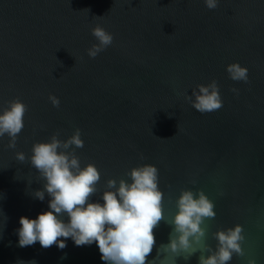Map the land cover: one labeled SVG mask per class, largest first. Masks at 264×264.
<instances>
[{
    "label": "water",
    "instance_id": "obj_1",
    "mask_svg": "<svg viewBox=\"0 0 264 264\" xmlns=\"http://www.w3.org/2000/svg\"><path fill=\"white\" fill-rule=\"evenodd\" d=\"M97 25L113 41L92 58ZM231 63L248 69L247 82L229 78ZM213 80L222 107L201 113L193 91ZM12 100L26 111L16 146L0 137V264H106L95 242L17 243L19 217L35 218L50 199L35 196L45 181L30 162L33 144L77 128L83 147L59 150L98 169L91 201L115 191L108 180L157 168L163 218L145 264H200L217 252L216 234L236 225L241 252L225 264H264V0L214 9L204 0H0V111ZM183 191L202 192L215 215L202 218L188 250L166 251Z\"/></svg>",
    "mask_w": 264,
    "mask_h": 264
},
{
    "label": "clouds",
    "instance_id": "obj_2",
    "mask_svg": "<svg viewBox=\"0 0 264 264\" xmlns=\"http://www.w3.org/2000/svg\"><path fill=\"white\" fill-rule=\"evenodd\" d=\"M204 3L209 9H214L218 0H204ZM91 32L97 43L87 50V54L94 58L112 43L113 36L99 25ZM226 71L234 81H248V69L239 63L226 65ZM197 89L193 91L195 99L191 105L195 110L204 113L222 107L215 80L197 85ZM49 99L53 106H59L57 97L50 95ZM25 111L26 105L20 100L9 101L8 106L0 111V137L7 133L11 138V148L16 146L15 139L24 127ZM70 146L83 147L78 128L63 141L54 134L46 142L33 144L30 162L45 181L44 189L37 190L35 196L43 201L46 191L50 199L48 209L37 213L35 218L19 217L20 227L16 229L18 245L24 247L38 241L43 248L56 244L63 249L66 239L71 238L76 246L95 242L100 259L106 264H145L155 243L153 228L163 218L157 168L150 164L132 168L127 173L130 181L120 180L117 186L116 180H108V189L115 191H104L102 202L91 201L89 197L96 191L100 173L93 164L81 167L77 156L59 150ZM17 159L23 161L24 154L17 153ZM214 215L213 204L202 192L194 198L191 191H183L171 220L178 235L162 247L172 252L178 248L188 250L189 237L199 240L204 234L200 227L202 218ZM240 233L239 225L226 232H218L217 252L207 258L201 257L200 264H225L233 251L240 253ZM60 237L65 239H58Z\"/></svg>",
    "mask_w": 264,
    "mask_h": 264
}]
</instances>
